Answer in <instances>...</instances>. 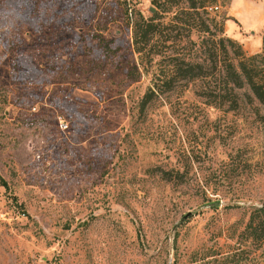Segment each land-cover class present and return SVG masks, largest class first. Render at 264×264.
I'll list each match as a JSON object with an SVG mask.
<instances>
[{
    "label": "rangeland",
    "instance_id": "374dc122",
    "mask_svg": "<svg viewBox=\"0 0 264 264\" xmlns=\"http://www.w3.org/2000/svg\"><path fill=\"white\" fill-rule=\"evenodd\" d=\"M151 9L0 0V264H264L244 231L264 206V108L207 107L198 82L141 110L156 71L137 65L130 24ZM206 11L261 51L264 0Z\"/></svg>",
    "mask_w": 264,
    "mask_h": 264
},
{
    "label": "trees",
    "instance_id": "16d2710c",
    "mask_svg": "<svg viewBox=\"0 0 264 264\" xmlns=\"http://www.w3.org/2000/svg\"><path fill=\"white\" fill-rule=\"evenodd\" d=\"M213 1L150 0V16H138L131 21L130 46L137 56V65L142 69L153 65L156 71L151 87L141 98V110L164 93L198 82L202 87L195 96L207 107L224 113L238 110L243 102L264 108V38L259 53L246 55L237 42L222 34V26L208 16L206 9L211 10ZM183 30L190 54L178 52V36ZM193 32L202 34L198 42L190 40ZM109 44L105 42L99 48L105 50ZM197 45L201 51L195 49ZM190 56L194 57L189 59ZM197 57L199 61H193ZM244 231L254 241H264V206L250 211Z\"/></svg>",
    "mask_w": 264,
    "mask_h": 264
},
{
    "label": "water",
    "instance_id": "95a60500",
    "mask_svg": "<svg viewBox=\"0 0 264 264\" xmlns=\"http://www.w3.org/2000/svg\"><path fill=\"white\" fill-rule=\"evenodd\" d=\"M150 11H152V9H151ZM188 216H189V213H187L186 215H184V216L181 218L180 222H181L182 220H185Z\"/></svg>",
    "mask_w": 264,
    "mask_h": 264
},
{
    "label": "built area",
    "instance_id": "2783aa9c",
    "mask_svg": "<svg viewBox=\"0 0 264 264\" xmlns=\"http://www.w3.org/2000/svg\"><path fill=\"white\" fill-rule=\"evenodd\" d=\"M59 128H61V129H65L66 127H65V125H61V124H59Z\"/></svg>",
    "mask_w": 264,
    "mask_h": 264
},
{
    "label": "crops",
    "instance_id": "0c3cea01",
    "mask_svg": "<svg viewBox=\"0 0 264 264\" xmlns=\"http://www.w3.org/2000/svg\"><path fill=\"white\" fill-rule=\"evenodd\" d=\"M225 11H226V13H227L226 16L229 17V16H228V15H229V13H228V7H227V9H226Z\"/></svg>",
    "mask_w": 264,
    "mask_h": 264
}]
</instances>
